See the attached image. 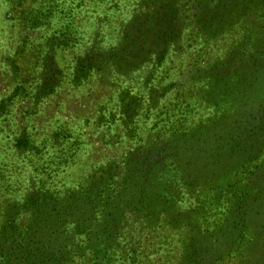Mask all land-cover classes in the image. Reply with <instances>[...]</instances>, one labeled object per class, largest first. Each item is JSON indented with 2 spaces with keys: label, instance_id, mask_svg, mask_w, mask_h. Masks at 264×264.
<instances>
[{
  "label": "rangeland",
  "instance_id": "1",
  "mask_svg": "<svg viewBox=\"0 0 264 264\" xmlns=\"http://www.w3.org/2000/svg\"><path fill=\"white\" fill-rule=\"evenodd\" d=\"M253 127L264 0H0V264H94L109 221L99 264H181L190 236L216 237L213 167L264 161L236 146Z\"/></svg>",
  "mask_w": 264,
  "mask_h": 264
},
{
  "label": "trees",
  "instance_id": "2",
  "mask_svg": "<svg viewBox=\"0 0 264 264\" xmlns=\"http://www.w3.org/2000/svg\"><path fill=\"white\" fill-rule=\"evenodd\" d=\"M259 129L253 127L249 130L250 136L238 135L236 137V146L240 152L247 151L250 154L264 146L262 140L264 135H257ZM261 130L264 132V129ZM242 157V155L235 153L233 156L235 162H231V164L220 169L213 167L212 171H218L219 186L213 195H210L209 205L218 210L214 220L217 224L216 237H206L199 235V233L197 239L190 236L181 264H196L198 259H200V264H264V161L260 165H255L257 159L254 156L249 155L247 158L241 159ZM153 168L147 165L143 170L132 167L127 178L129 181L132 178L140 179L143 176L142 173H148V169L150 177L153 178ZM206 174L202 173L199 178H205ZM233 175L238 176L239 180H231L230 177ZM147 182H149L148 179L142 185ZM128 188L129 186H127ZM167 193H170V189H167ZM148 195L149 193L146 189L144 190V187L138 193V201L145 207H148L145 205V202L148 203ZM171 196L169 195L170 200ZM77 202L78 199L73 201L75 205L73 207L79 206ZM84 215L85 213H81V216ZM79 222L86 223L87 220L83 219ZM112 223L114 222H105L103 225L105 233L96 238L105 248L94 264L102 263L108 259L107 248L109 247L110 234L119 228V225H116L110 231L109 226H112ZM76 228L78 229L79 225H76ZM30 237L32 236L29 235ZM29 238L19 237L18 234L12 235L5 247L14 248L10 253L15 258L19 255H25V260L29 261L36 256L32 253V239ZM2 251L5 252L2 253ZM44 252L40 251L38 255L40 264L47 258V254ZM8 253L4 247L0 249L2 257L6 258ZM59 258L60 256L55 254L52 255V259L47 260L50 263H57Z\"/></svg>",
  "mask_w": 264,
  "mask_h": 264
}]
</instances>
